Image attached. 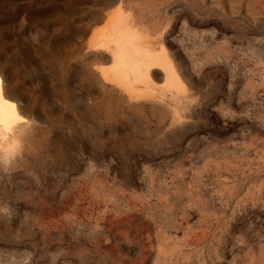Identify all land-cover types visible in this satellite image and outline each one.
Wrapping results in <instances>:
<instances>
[{
  "label": "rangeland",
  "instance_id": "rangeland-1",
  "mask_svg": "<svg viewBox=\"0 0 264 264\" xmlns=\"http://www.w3.org/2000/svg\"><path fill=\"white\" fill-rule=\"evenodd\" d=\"M0 77V264H264V0H0Z\"/></svg>",
  "mask_w": 264,
  "mask_h": 264
},
{
  "label": "crops",
  "instance_id": "crops-1",
  "mask_svg": "<svg viewBox=\"0 0 264 264\" xmlns=\"http://www.w3.org/2000/svg\"><path fill=\"white\" fill-rule=\"evenodd\" d=\"M117 13L114 12V15H116ZM106 29V25H101L99 26L96 30H94V32L92 33L91 35V38H90V42L89 43H92V44H97L98 43V37L100 35H102L104 33V30ZM106 44V43H105ZM110 49H111V52H108L107 50L105 49H94L95 51H98L100 52L101 54L105 55V57L109 58V61L106 62V61H103V60H99V68L102 69V72H104L105 74H108L110 73L111 69L113 68L114 65H116V56H117V53L119 51V49H115V47L113 45H110L109 46ZM115 50V51H114ZM129 51V50H128ZM112 52H114V54H112ZM125 54H128V60H132L131 57L129 56L130 53H126L124 52ZM133 61V60H132ZM115 62V63H114ZM149 65V64H148ZM146 65L145 66V71L143 70L142 73H140V75H136L137 76V79H139L140 81V86L139 85H135V81L134 80H137L136 78L134 77H131L129 76L128 78V86H129V91L131 92H139V91H145L146 90V86L151 83V81H154V72H156L157 70H160L159 67H151L150 69L148 66ZM147 67V68H146ZM162 72V70H160ZM109 76V75H108ZM111 76H109L110 78ZM168 79L170 81V77H171V74L168 75ZM114 80V78H112ZM166 74L162 72V76H161V82L159 81L158 83H156L159 87H161L162 85H164V83H166ZM134 86V87H133ZM140 87V88H139Z\"/></svg>",
  "mask_w": 264,
  "mask_h": 264
},
{
  "label": "bare ground",
  "instance_id": "bare-ground-1",
  "mask_svg": "<svg viewBox=\"0 0 264 264\" xmlns=\"http://www.w3.org/2000/svg\"><path fill=\"white\" fill-rule=\"evenodd\" d=\"M22 120H24V118L21 117L16 104L6 98L3 90V82L0 77V127H2L1 129L10 130L13 125L18 124Z\"/></svg>",
  "mask_w": 264,
  "mask_h": 264
}]
</instances>
